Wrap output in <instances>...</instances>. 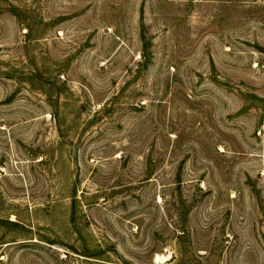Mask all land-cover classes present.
<instances>
[{
  "label": "rangeland",
  "instance_id": "1",
  "mask_svg": "<svg viewBox=\"0 0 264 264\" xmlns=\"http://www.w3.org/2000/svg\"><path fill=\"white\" fill-rule=\"evenodd\" d=\"M0 264H264V0H0Z\"/></svg>",
  "mask_w": 264,
  "mask_h": 264
}]
</instances>
